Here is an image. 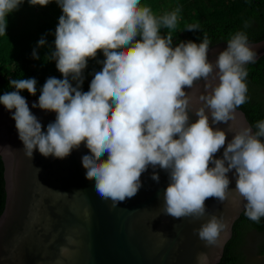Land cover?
Masks as SVG:
<instances>
[{
    "label": "clouds",
    "instance_id": "obj_1",
    "mask_svg": "<svg viewBox=\"0 0 264 264\" xmlns=\"http://www.w3.org/2000/svg\"><path fill=\"white\" fill-rule=\"evenodd\" d=\"M51 2L28 0L40 7ZM55 2L63 14L55 29V50L48 59L55 61L63 79L49 77L38 103L32 104V108L56 113L55 121L42 131L20 94L23 90L36 94L34 78L11 79L15 91L0 96L5 109L15 110L11 118L26 157L31 159L38 149L45 158L64 159L83 143L89 152L82 157L85 178L95 181L96 193L110 200L113 208L137 195L149 166L151 179L159 183L155 171L159 167L168 174L161 213L193 221L206 215L207 199L224 202L228 198L227 174L235 170V192L244 214L259 223L264 217V120L257 121L253 131L236 117L237 108L249 100L246 65L257 60L247 33L231 34L227 49L213 63L208 60L211 41L207 33L199 44L182 41L175 47L172 31L161 35V28L176 29L179 7L157 17L141 0ZM23 3L0 0V36L6 33V18ZM186 30H199V25H188ZM45 43L41 38L38 47ZM98 52L104 56L97 61L102 70L95 72L89 90L82 91L83 71ZM32 57L39 59L35 49ZM201 79L204 93L197 96L184 90L194 89ZM189 111L195 112L196 122L189 123ZM220 123L227 124V129L211 126ZM227 133L234 135L225 147ZM222 148L223 157L215 158ZM3 150L12 152L7 147ZM36 171L39 174L40 169ZM227 227L212 214L193 233L205 247L219 246ZM66 239L74 243L71 237ZM60 252L70 254L67 247ZM196 259L197 264H209L205 252Z\"/></svg>",
    "mask_w": 264,
    "mask_h": 264
},
{
    "label": "water",
    "instance_id": "obj_2",
    "mask_svg": "<svg viewBox=\"0 0 264 264\" xmlns=\"http://www.w3.org/2000/svg\"><path fill=\"white\" fill-rule=\"evenodd\" d=\"M250 43L255 46L257 60L264 56V39ZM226 49L225 41L210 45L208 60L214 63ZM184 90L198 96L204 93V80L197 81L194 89ZM24 98L46 132L56 113L32 108L39 98ZM14 111L0 104V157L5 190L0 214V264H197L196 258L202 252L207 253L209 264L220 262L233 235L234 223L244 212L243 202L235 192V170L227 174L228 198L224 202L207 199V213L200 220H177L161 213L168 174L159 167L155 169L159 183L151 179L153 169L149 166L141 176L142 187L137 195L113 208L110 200L104 201L96 193L95 181L85 178L82 157L89 152L83 143L64 159L45 158L38 149L29 159L11 118ZM188 115L189 123L198 120L194 111ZM236 117L239 124L251 126L238 108ZM211 126L227 129L224 123ZM233 135L227 133L225 147ZM4 147L12 152H5ZM223 151L222 148L215 158H222ZM106 158L105 154L103 159ZM36 169H40L39 174ZM212 214L222 218L228 227L221 233L219 246L205 247L193 229H198ZM68 237L74 243L69 244ZM61 247H67L70 254L61 255Z\"/></svg>",
    "mask_w": 264,
    "mask_h": 264
},
{
    "label": "trees",
    "instance_id": "obj_3",
    "mask_svg": "<svg viewBox=\"0 0 264 264\" xmlns=\"http://www.w3.org/2000/svg\"><path fill=\"white\" fill-rule=\"evenodd\" d=\"M141 5L149 6L157 17L172 12L177 7L180 8L176 29L161 28L160 30L162 36L172 31L173 47L178 46L182 41L199 44L204 33L208 34L210 45L221 41L227 42L230 35L237 31H245L249 42L264 39V0H141ZM21 6L30 10L37 8L38 11L21 23L17 20L19 9L6 18V33L0 36V96L15 91L10 87L11 79L34 78L37 82L36 94L30 95L27 90L21 91L20 94L27 98H39L41 89L49 77L63 79L55 61L48 59L55 50V29L63 13L55 0L46 7L31 6L28 0H24L19 8ZM191 24H198L199 30H186ZM245 25L249 26L245 28ZM41 38H44L46 43L43 47H38ZM34 49L39 59H33ZM103 59L102 52H98L95 59H89L83 71L82 91H87L95 72L102 70V65L97 61ZM246 68L249 100L238 109L245 113L256 131V122L264 120V56L255 63L246 65ZM70 82L73 87L76 86L75 81L70 79ZM4 202L3 163L0 157V214ZM249 233L255 236L252 243L246 241ZM247 247H251L257 258L252 257ZM218 264H264V217L256 223L242 212L234 223L233 235L227 242Z\"/></svg>",
    "mask_w": 264,
    "mask_h": 264
},
{
    "label": "rangeland",
    "instance_id": "obj_4",
    "mask_svg": "<svg viewBox=\"0 0 264 264\" xmlns=\"http://www.w3.org/2000/svg\"><path fill=\"white\" fill-rule=\"evenodd\" d=\"M18 11H19V13H18V16H17V20H19V23H21L29 15L32 14V16H33V14H36L38 9L37 8H34V9L32 8L30 10V9H27V8L21 6ZM254 239H255L254 234L253 233H249L247 235L246 241L252 243ZM250 246H251V244H250ZM247 249H249V253L251 252L252 257L257 258L256 255H255V252H253V250H251V247L250 248L247 247Z\"/></svg>",
    "mask_w": 264,
    "mask_h": 264
}]
</instances>
